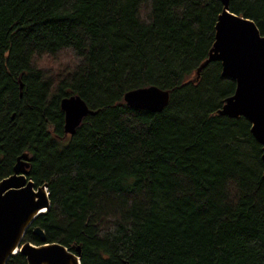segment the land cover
Segmentation results:
<instances>
[{
	"label": "trees",
	"instance_id": "1",
	"mask_svg": "<svg viewBox=\"0 0 264 264\" xmlns=\"http://www.w3.org/2000/svg\"><path fill=\"white\" fill-rule=\"evenodd\" d=\"M229 6L264 34V0ZM222 7L0 0V180L29 152L50 200L24 240L78 246L81 264H264L262 144L247 118L217 113L236 85L220 61L190 81ZM149 85L170 91L162 110L126 104ZM69 95L94 109L73 134ZM6 264L27 261L18 251Z\"/></svg>",
	"mask_w": 264,
	"mask_h": 264
},
{
	"label": "water",
	"instance_id": "2",
	"mask_svg": "<svg viewBox=\"0 0 264 264\" xmlns=\"http://www.w3.org/2000/svg\"><path fill=\"white\" fill-rule=\"evenodd\" d=\"M221 1L214 42L190 81L198 82L209 63L220 61L221 74L233 78L236 85L217 113L247 118L250 131L262 144L264 160V34L253 19L232 12L230 0ZM169 97V90L149 85L126 91L124 101L132 107L159 111ZM60 106L67 134L74 133L85 115L94 113L80 95L62 97ZM29 159V152L18 155L12 173L0 180V264H6L17 251L25 255L27 264H81L78 246L71 249L60 242L35 244L24 240L34 220L50 206L48 184L37 185L29 177ZM32 231L45 240L43 228L36 225Z\"/></svg>",
	"mask_w": 264,
	"mask_h": 264
}]
</instances>
